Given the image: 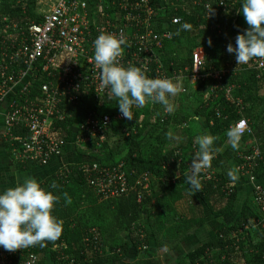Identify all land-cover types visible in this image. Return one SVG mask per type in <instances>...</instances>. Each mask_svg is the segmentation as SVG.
<instances>
[{
    "label": "trees",
    "instance_id": "trees-1",
    "mask_svg": "<svg viewBox=\"0 0 264 264\" xmlns=\"http://www.w3.org/2000/svg\"><path fill=\"white\" fill-rule=\"evenodd\" d=\"M148 1L152 7L163 4L160 2L162 0ZM192 1L174 0L171 4L164 3L165 8L159 14L158 28L171 34V39L161 52L162 69L168 76L177 71L183 72L184 68L190 66L192 51L205 43L206 66L203 73H223L220 85L216 86L214 80L206 78L198 82L194 91L181 92L179 106L187 104L185 110H190L188 115L176 108L170 114L164 112V108L163 113L159 112L162 105L149 101L141 108H132V111L135 110L132 121L119 122L113 119L101 134L83 143L85 151L82 154L99 166L115 167L123 164L127 183L135 187L134 191L117 198L102 200L88 186L78 169L79 166H66L68 173L60 177L58 171L40 183L45 191L57 197L52 215L62 222L63 230L57 241L46 243L43 248L38 245L33 247V254L37 256L39 264L47 261L51 264H116L131 253L141 256L149 254L150 239L155 240L158 247H166L170 251L203 225L205 209L221 220L214 238L198 245L175 264L261 263L264 255V228H253L254 223L250 220L257 218V212L251 211L245 202L233 223L224 222V219L233 214L237 201L238 178L235 181L230 180L228 172L239 176L237 167L241 165L240 157L233 156L234 164L236 163L233 167L228 160L219 154L214 155V152L218 146L225 144L235 121L240 117L245 118L254 133V139L259 143L262 157L253 175L264 186V75L252 67L254 60L258 58H253L246 65H237L234 55L226 51V46L229 43L235 45V37L248 27L243 16L238 14L241 0L236 4L233 18L222 16L225 10L217 8L212 0L209 17H204L203 7L193 5ZM25 9L32 16V5ZM21 11L22 5H17L15 0H0V18L7 17L19 22ZM175 16L181 20L178 25L170 23V18ZM96 19L100 22L104 17ZM185 24L190 26L188 30L183 29ZM202 39L205 40L200 41ZM209 39L211 46L208 44ZM183 45H188L187 52L182 48ZM45 81L42 78L33 84L31 99L42 96L39 95L40 86ZM173 82L181 81L175 79ZM230 86L235 89L234 99L237 97L242 100L238 108L228 103L225 98V89ZM105 98L98 100L89 95L72 103L62 101L58 108L61 120L53 121L51 136L55 139L62 138L68 143L74 138L78 124L87 114L95 113L98 117L108 115L112 119L120 113L116 98ZM179 126L206 127L191 135L190 140L186 132L187 139L183 142L179 140L183 135ZM204 134L215 137L212 158L210 166L202 169L198 176L201 177V190L193 192L185 177L191 174V161L198 151L195 138ZM13 135L21 139L27 138L23 127H16ZM248 139L243 138L240 141L235 153L239 152L242 156L250 154V149L242 148ZM4 147L8 150L6 144ZM14 166L19 172H29L33 167H41L32 162L24 165L15 162ZM188 168L189 175L186 174ZM148 175L166 191L173 192L175 200L154 202L151 194L153 187L143 188L148 182L144 181ZM183 175L185 176L182 177ZM138 181L140 184L135 185ZM138 194L141 195L140 201L137 200ZM184 196L197 215L185 212L187 220L182 225H177L173 232L178 238L173 242L171 239L172 244L169 245L167 239L173 235L166 232L158 243L159 229L166 223L159 217L170 211L173 213L176 204ZM66 202L70 203V207ZM244 226L248 229L244 230ZM238 231H242V234ZM233 233H236L235 238L231 237ZM61 245L64 247L59 249ZM19 259L20 255L17 254L14 260L16 262Z\"/></svg>",
    "mask_w": 264,
    "mask_h": 264
},
{
    "label": "built area",
    "instance_id": "built-area-1",
    "mask_svg": "<svg viewBox=\"0 0 264 264\" xmlns=\"http://www.w3.org/2000/svg\"><path fill=\"white\" fill-rule=\"evenodd\" d=\"M160 1V0H158ZM222 14L233 18L239 0H212ZM22 5L20 23L7 17L0 18V115L3 117V144L8 146L9 154L18 164L34 163L45 167L61 156L67 142L51 136L52 124L61 120L58 108L62 101L72 103L79 98L93 95L96 99H109L110 91L103 88L99 79V67L94 62L93 41L101 33L111 34L126 41L122 55L117 58L121 66L138 68L147 78H168L172 81L182 78L181 71L168 76L162 69L160 56L171 34L159 29V14L164 3L152 7L148 0H15ZM210 0H193L195 6H202L204 17H209ZM32 5V16L25 7ZM107 9V10H106ZM109 13H106L108 12ZM96 17H104L98 21ZM180 18L171 17L170 23L178 25ZM131 49V50H130ZM253 69L264 75V58L255 59ZM188 72L194 82L211 78L220 85L223 73L204 74L203 57L193 51L190 54ZM45 78L40 86V94L30 98L33 84ZM228 103L237 108L240 99L225 90ZM126 121L120 113L112 119L108 115L97 116L89 113L78 124L74 136L75 143L83 144L90 138L101 134L112 120ZM16 127L26 130L27 138L15 137ZM231 130L237 133V145L243 138L253 137V132L243 117L237 119ZM250 154L241 155L238 171L252 185L253 206L256 219L254 227L264 228V188L253 175L258 161L262 160L259 146L251 143ZM92 191L102 200L117 198L135 190L129 186L123 164L115 167H101L98 163H85L78 167ZM192 171V170H191ZM63 167L59 176L68 173ZM206 178H209L206 175ZM199 180L201 179L198 178ZM147 180L145 177L144 181ZM140 181L135 185H139ZM144 188V187H143ZM231 193V191H228ZM141 200V195H137ZM248 227L244 226V230ZM92 232H94L92 230ZM242 234V231H238ZM95 235V234H94ZM236 237V233L231 235ZM34 247V246H33ZM33 247L5 251L0 248V264H39L33 254ZM20 259L15 262L14 257ZM259 264H264V255Z\"/></svg>",
    "mask_w": 264,
    "mask_h": 264
},
{
    "label": "clouds",
    "instance_id": "clouds-1",
    "mask_svg": "<svg viewBox=\"0 0 264 264\" xmlns=\"http://www.w3.org/2000/svg\"><path fill=\"white\" fill-rule=\"evenodd\" d=\"M238 14L243 16L248 27L235 37V45L226 46V51L234 55L237 65H246L253 58H264V0H241ZM189 28L188 24L183 25V29ZM208 44L211 46V39ZM122 46L127 47L126 41L111 34L101 33L93 41L101 86L116 98L121 116L132 121V108H141L149 101L161 104L171 113L170 98L181 90L179 83L168 78H147L136 67L121 66L117 58L122 55ZM228 137L231 147L236 148V131L229 130ZM214 140L209 134L195 138L198 151L191 161V174L186 178L193 192L201 190L198 176L202 169L210 166ZM228 176L232 181L237 179L231 171ZM56 200L57 197L45 191L39 181L30 177L14 188L0 191V248L13 252L37 245L43 248L46 243L57 241L63 225L52 215Z\"/></svg>",
    "mask_w": 264,
    "mask_h": 264
},
{
    "label": "crops",
    "instance_id": "crops-1",
    "mask_svg": "<svg viewBox=\"0 0 264 264\" xmlns=\"http://www.w3.org/2000/svg\"><path fill=\"white\" fill-rule=\"evenodd\" d=\"M157 55L162 56L161 52H158ZM178 72L179 71H177V73ZM181 76H183V77L182 78L179 77L176 79H179L181 81L179 84L180 85L182 84V86H184V88H182L181 90H186L185 87H188V83L190 84V83L194 82L193 80H191L190 77H188L189 76L188 67L183 69V72H181ZM226 89H230L231 96L233 97V92L235 90L234 87L230 86V87H227ZM181 90L179 91V93L175 97L170 98V103L173 105V108H174L173 112L175 111V108H176V109H181L183 113L187 114L190 111L189 109L185 110L186 107H188L187 104H182L181 107L179 106L178 99L180 98L179 95L181 93ZM237 99H240V98L236 97L235 100H237ZM160 108H159V112L162 111V113H163L164 106H160ZM263 109H264V107H263ZM164 112H166V111L164 110ZM167 113L170 114L169 112H167ZM182 118H183V116H182ZM0 125H1V127H0V191H3V190L8 189V188L16 187L18 184L22 183V181L25 178H29V177L34 178L37 181H39L40 183H42L45 180H47L49 177L55 175L63 167H66V166L76 167V166H80V165L85 164V163H93L92 161H90L88 158H86L82 154L83 151H85L84 148L76 145L74 138H71L68 141V145H67V148L64 151V153L60 157L52 160L47 166L35 167V168L33 167V169H31L29 172L16 171L15 166H14L15 161L12 160L11 155L9 154V151L4 147L3 140L1 138V135H2L3 130H4V128H3V117L1 115H0ZM179 127H180L179 128L180 132L183 133V135L181 134L182 136L179 137V140H182L184 142L187 139V137L185 136L186 132H187V134H189V132H190L191 135H194L193 134L194 132H192V130H191L192 126H179ZM205 127L206 126H197L198 132L203 131ZM187 136H188V139L190 140L189 135H187ZM254 138H255V136L253 135V137L248 139V142H247L248 145H249V143L250 144L256 143V145L259 146V143ZM229 144H230V140L228 138L225 141V144H223L222 146L220 145L216 148L214 155L217 156V154H219L220 156H222V158L228 160L229 164H231V166L234 167L236 165V163L234 164L235 161L233 159V156L235 155L238 157L239 152L235 153L236 148H233L234 152H233V149L229 150ZM244 146H247V145H243V147ZM226 147H228V149H226ZM245 148H247V147H245ZM228 152L229 153L231 152V159L229 158L230 155L227 156ZM239 157H240V155H239ZM87 160H89V161H87ZM185 161H188V160L185 159ZM239 162H241L240 158H239ZM187 166H188V164H187ZM238 167H237V173H239ZM186 174L189 175V168L187 169ZM238 175L239 176L237 177L238 179H237V199H236L237 201L235 203V208H234L233 214L230 215L229 217H227L226 219H224V222L226 224L233 223V221L236 219V217L240 214L244 203L246 202V204H247V197H251V201L253 200V198H252V196H253L252 185L248 183V179H246V181L241 180L243 178H246L245 176H242L240 173ZM14 176H16V177H14ZM184 176L185 175H183L182 177H184ZM152 179L153 178H151L150 175H148L147 181L149 180L150 183L145 184L144 189H146V188L150 189L153 187L151 189V191H152L151 194H152V198H153L154 202L155 201L163 202V200H164V202H172L173 201L172 199L175 200L173 192L166 191L165 188L160 186L158 183H155L157 181L152 180ZM185 181L187 182L186 177H185ZM258 183L264 188L261 181H258ZM150 186H152V187H150ZM184 199L186 200L187 198H185V196H184L183 200ZM188 203H189V201H188ZM66 204L68 207H70V203L66 202ZM247 205L249 206L251 211H253V212L255 211V208H254L252 202L250 205L249 204H247ZM175 211H173V213H172V211H170L169 213H167L165 215H161V217H159V219H164V221H166V223L161 226V229H159V232H160L159 234L161 235L162 231H163V233H166L168 231V233H169L168 235H170V236L173 235L172 238L168 237V239H167L168 242H171V239L173 242L178 238V236L173 234V231H174V229L172 230L173 227L168 229V227L171 226V219L174 220V217L176 216ZM203 215H204L203 225L197 231H195V233L193 235H191L189 238L182 240L174 249L169 251V250H167L166 247H161V246L158 247V245L156 244V241L153 239H150L149 254H146L145 256H141V255H135L134 253L133 254L131 253L123 261L116 263V264H175L185 254H187L188 252H190L191 250L196 248L198 245L205 243V242L214 238L215 232H216L218 226L220 225L221 220L217 217L212 216L211 213L207 209L204 210ZM250 220L253 221L254 218L253 219L251 218ZM165 225H167V229L165 228ZM200 235H202L203 239L199 241L198 237H200ZM162 236H165V235L163 234V235H161V237H159L160 239H158V243H159V241H161ZM61 247H64V245H61L58 248L60 249ZM172 252H175V254H173ZM178 255H182V256L177 258ZM170 256H171V261L169 260L168 262L167 261L161 262L162 258L164 260V258H170ZM45 264H51V262L47 261Z\"/></svg>",
    "mask_w": 264,
    "mask_h": 264
},
{
    "label": "rangeland",
    "instance_id": "rangeland-1",
    "mask_svg": "<svg viewBox=\"0 0 264 264\" xmlns=\"http://www.w3.org/2000/svg\"><path fill=\"white\" fill-rule=\"evenodd\" d=\"M203 40H205V39H202V40H200V41H203ZM188 45H183L182 46V48H184V50L187 52L188 51V47H187ZM187 47V48H186ZM205 43H204V46H201V47H197V48H195L193 51H197L202 57H203V61L205 60V58H206V51H205ZM192 51V52H193ZM162 57V56H161ZM161 59V58H160ZM205 66H206V63H205V61H204V69H205ZM197 84H198V82H193V83H188V87H185L186 88V92H191V91H194L195 89H196V87H197ZM179 86H180V89H182V88H184V86H182V84L180 85L179 84ZM184 90H181V92H183ZM133 112V114L135 113V110L134 111H132ZM142 114V113H141ZM140 114V115H141ZM0 127H1V125H0ZM192 129V132H197L198 131V129H197V126H192L191 127ZM232 128V127H231ZM231 128H230V130H231ZM193 133V134H194ZM189 137H191V133L189 132ZM194 138V137H193ZM248 142V141H247ZM244 143L243 145H247V146H244V147H242V148H245V147H247L248 149H250V145H248V143ZM250 144V143H249ZM78 146L79 147H82L83 148V146H84V144H78ZM233 148L231 147V142H230V144H229V150H232ZM4 152V151H3ZM230 155V156H229ZM227 156H229V158L231 159V152L229 153L228 152V155ZM87 161H89V160H87ZM18 174V173H17ZM14 177H16V176H14ZM151 181V180H150ZM145 182H147V180L145 181ZM148 183H150L149 182V180H148V182H147V184ZM153 184V183H152ZM158 196V195H157ZM185 198H187L186 196H185ZM163 200V199H162ZM164 201V200H163ZM184 201V202H183ZM251 197H247V204H251ZM176 208H175V212H176V216L174 217V220H172L171 219V226H169L168 227V229H170V228H172V230L174 229V231L173 232H175V228H176V226L178 225H182V223H183V221L184 220H187V218H186V216H185V212H187V213H192V214H194V215H197L196 214V212L194 211V209H193V207H191V205H189V203H188V199H182V200H180L177 204H176V206H175ZM84 218L85 219H87L88 220V217L87 216H84ZM175 223V224H174ZM165 228L167 229V225H165ZM168 232V231H167ZM199 233V232H198ZM165 235L166 233H163V231H162V233H161V235ZM169 234V233H168ZM161 235L159 236V237H161ZM199 238V241L200 240H202L203 238H202V235H200V237H198ZM169 243V245L170 244H172V242H168ZM187 251V250H186ZM173 254H175V252H172ZM171 254V253H170ZM183 255V254H182ZM182 255H178L177 256V258L178 257H180V256H182ZM171 261V256H170V258H164V260H163V258H162V261L161 262H163V261Z\"/></svg>",
    "mask_w": 264,
    "mask_h": 264
}]
</instances>
